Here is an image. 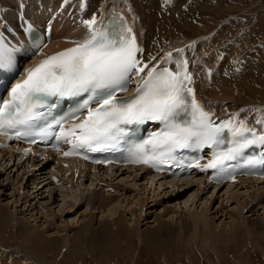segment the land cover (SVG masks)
Here are the masks:
<instances>
[{"label": "bare ground", "instance_id": "bare-ground-1", "mask_svg": "<svg viewBox=\"0 0 264 264\" xmlns=\"http://www.w3.org/2000/svg\"><path fill=\"white\" fill-rule=\"evenodd\" d=\"M2 1L3 0H0L1 9L5 5L3 4ZM169 1L171 0H68V3L65 4L63 2L61 3L60 0H46L44 3L37 2V0H34L35 4L33 5L31 0L26 2L28 4V8H20L17 12L20 13L18 15L20 18H25L26 15L32 14L36 18V20L39 23H41L45 21V18L47 16L51 17L57 13L58 16L60 17L63 16L62 11H60V13L56 11H58L59 9L65 10L68 16L67 21L63 20V22L54 24V28H56V33L52 34V38H50L54 40L51 45L52 49H57V48L63 49L66 46H69L73 43H77L86 39V37L88 36V28L83 22L85 20L90 19L93 15L97 17V20L99 22L97 24V27H100L103 20L106 18L108 14L115 15L119 12H124L130 18L132 25L136 27V30L138 32L139 40L141 42L143 49V52L139 54L140 59H142L144 62L149 64L152 62L150 65L151 67V66H155L161 60V58L166 56L168 53L171 52L177 54L176 50L183 49L182 52L183 55H187V57L191 59L190 60L192 64L191 73L195 77L194 84L197 89L196 95L200 100V102L204 105L205 111L208 112L211 111L214 114L213 117L217 119L227 118L224 120L225 121L231 120L233 123H238V122H243L244 124L249 123V125L256 126L255 124L257 123V121H259L260 115L264 114L261 113L264 110H260L259 114L256 113L252 114L251 116L254 120H249L247 118V113L244 108H247L249 111H252V109L246 106L243 107V105L242 107L238 106L236 95L246 93L245 94L246 96L255 98L258 95L263 94L264 88L261 89L258 86L259 84H257V86L255 84L258 83L257 82L258 77L263 76L264 73L258 76V74L261 71L258 69V66L254 67V65L252 66L248 65L245 67L242 66L243 67V68L241 67L242 69L239 68L236 69L235 68L236 64H234L231 57L228 56V51H229V47L234 42L232 41L233 39L229 38L230 32L232 31V29L230 30V26L233 24L234 26L237 25L236 28H238V26L240 27V24L238 22L240 19L245 20L244 22L245 25L240 30V33L238 37L235 38V41L241 42L243 40L247 43L248 46L250 44L249 42H251L252 39L256 40L255 37L257 36V34L259 37H262L264 35V20L260 19L261 20L260 21L258 17V13L264 10L263 7L258 6V8H262V9H258L256 12H254L255 11L253 10L254 8H250L247 10L244 9V7H241L243 9L241 8L239 9L238 7V11H237L238 13H240L242 10H245V11H249L251 15H244L240 17H238L239 16L238 15L236 18L234 17V19L232 20L226 19V21L227 20L230 21L229 23L227 22L226 26L223 27L222 30L218 28L217 31H214L213 33L209 34L208 35L209 37L205 39L203 38L201 32L203 28L202 25L204 24L206 18L210 17L212 18V20H215L224 17L223 16L224 13H221V11L223 12V10L219 11L218 7H216L217 10L219 11L217 12L215 9H213L210 6H212L215 2L216 3L225 2V0L222 1L206 0L205 3L202 5H193L195 9L187 8V7L174 9L173 6L169 8L170 7ZM83 3L85 5H83ZM162 3H164L166 9L168 8L169 9L163 11V8L161 7ZM175 6L180 7L181 5L176 3ZM231 7L232 9L227 7L224 10L226 14L228 12L230 15L234 16L233 12L236 6H231ZM101 10H103L102 11L103 13H100ZM14 11L15 14H12L13 11H11L10 13L8 12L2 13L0 11L2 14H5L3 20L13 22L14 16L16 15V10L14 9ZM218 13L220 14L219 17H217ZM177 18L179 21H176ZM225 18H227V16L224 17L223 19ZM181 19H185V21L183 20L184 22H182ZM79 20L80 22H82V25L72 26L71 23L73 21H79ZM23 22L24 20H21L20 22L17 23L21 25L23 24ZM188 29L192 30V32H190L189 30L190 32L189 33ZM205 31L208 30L205 29ZM42 37L45 38V29H39L38 33L35 35L33 39V43L38 42ZM62 39L64 40L62 41ZM188 42L189 44H191V46L190 45L189 46L191 47L192 51L193 49L197 50L198 48H200L197 56H194L193 58L188 54L189 46L184 47V44ZM253 48L254 50L255 48L257 49V53H252V54L258 58L255 64L259 65L262 60V53L264 52V43L261 45V47H253ZM235 51H236V46L232 45L231 55L234 56L236 61L239 55H237V52ZM153 57H156L154 61L152 60ZM223 61L225 64H222ZM197 71L201 72V75L197 73ZM252 77L255 78L252 79ZM197 82H198V87L196 85ZM135 86H137V84H135L132 87V90L135 88ZM211 99H213L214 104H212L211 102L209 103L207 102V101H212ZM227 100L228 101L233 100L234 103L225 104ZM218 106L224 108L223 114L225 115L230 112L231 110L230 108H233V112L227 114L226 117H221V113L217 109ZM260 127L261 129L255 127H253L252 129H254L257 132L264 130V126H260ZM156 128H158V126L152 127L151 129H156ZM42 165L43 164H41V162H36L34 165L31 166L30 163L27 161L25 162L16 161L13 158L12 154H7V152H3V150L0 151V170L3 171L4 174H6L7 180L12 182L11 185L16 195L19 196L20 193H22V198H21L23 200L22 203L29 207L27 210L31 212L30 214H32L31 216L34 217L35 221L38 219V218L36 219V214H38L40 211L41 214L43 211H49L51 212L52 216H56L55 214L56 211L54 209L53 204L57 203V201L56 202L55 200L51 201L52 193H49L47 197H44L43 195L44 193L47 192V190L41 191V189L44 186H47L48 192H52L53 189L60 190L57 188L64 186L65 182L68 183L70 191L71 190L72 191L81 190L82 192L85 191L84 197H82L81 199L82 202L80 201L79 204H77L74 201L68 200L67 207L69 209L73 207V210L74 208L78 210L79 208H82L84 207L85 204H87L88 207H90L91 205L94 206L91 207L90 210H92V208L94 209L98 208L100 212L102 213L106 212L108 215L106 216L107 219H104L105 217H103L102 218L103 220L100 221V223L99 222L96 223V220H94L95 215H92L91 218L93 219L91 222L90 221L84 222L83 224H81L80 227L76 226V224L78 225V223L75 224L77 228L75 227L72 228V230L74 229L73 230L74 236L60 237L59 235L60 231L57 228L56 229L59 232L54 229L51 232H45L43 230L44 228L39 227L40 225L36 226L37 227L36 229L35 226L34 227L32 226L34 225L32 222H31L32 225L26 224V222H24L21 218L18 219L17 217L18 215L16 216L11 209H8L6 207V205L3 204L2 206L0 204V232L3 233L5 232V230H14L15 231L14 234L17 235V237L23 243V245L26 244V248L28 247L29 249L34 250V252L32 253L35 254V256L39 255L40 258L37 257V259L33 258L35 256L32 257L31 255V258L34 259L33 262L35 261L37 262L35 264H46L45 262L42 261L43 260L41 258L42 256L45 257L49 253V251L51 254L53 249L54 251L58 252V248L60 250L61 248L64 249L70 245H71L69 247L70 252L75 253L78 259L81 260L82 255L80 253L85 254L86 250L92 251L93 249L95 251L102 248L108 249L114 246L118 247V245H122L123 247L126 248L128 245L133 244L136 238H140L142 241H149V242L150 240L158 241L156 243L159 245L166 244L171 240H173L174 243L178 241L182 242L184 240H188L189 243L191 244L192 239L194 242H197L200 241V238L202 236L208 234V237L205 241L206 243L210 244V247L215 249L218 247L221 248L222 243L225 242L220 240H228L231 238V240L243 241L242 236L245 235L246 232L261 231L260 230L261 228L258 229V225H259L258 221L256 223L255 219H251L249 217L243 216V212L246 209V207L248 208V211H253V213L258 211L257 205L261 204V202L259 203L258 201L261 200V196L262 194H264V179L257 180L253 178L248 179L246 177L241 178L239 182L230 184L226 188L225 193L223 192L225 194L223 195L227 196L225 198L226 200L229 201L230 198H234L235 200L238 201V205L235 207V209L238 210L240 208V210L238 211L239 215L244 218L243 222L241 223H235L234 221L233 227L230 224L229 228L233 229L234 232L233 235H231V232L230 233L227 232V227H228L227 225H224V228H218L220 227V224L215 223L214 219L216 217L215 216L214 218L210 217L209 213L211 212L212 208L211 205L209 204L208 197L212 198L211 195L204 196L205 201L201 202V205L203 207L201 211L198 210L194 211L192 206L195 207V205L198 204V200H195L194 198L198 196L199 187L195 191L192 190L193 192L191 194L194 193L195 196L192 195L182 201L183 204L185 203V207L187 210L190 209L194 211V213L191 214L190 213L179 214L178 209L181 208V210H183L182 202H180L181 200L177 202L175 201L176 203L168 200L163 201V199H160L161 195L159 196V190H157L158 194L155 195L157 196L158 200L154 199L151 201L154 203V205L158 204L160 207H162L163 212L162 214L156 215L157 218L155 219L158 220L155 226L151 227L150 224V228L144 227V230H142L139 224H141L142 220H145V218L143 219L144 210L147 211L148 209L150 208L152 209L155 207L154 205H153L154 207L148 206L149 200L147 199V197H145L148 196L145 193L152 190L153 186H150L151 188L149 189V187L147 186L148 183L146 184V182L143 183L142 181L147 180L148 182H150L152 180V182L154 181V183L155 182L160 183V186H163L164 184H170V186H174L177 185V183H179L180 181H184V183L190 184L192 186H195L197 184L199 186L200 185L203 186V184H205L207 187L210 188L214 186L215 189H218V191L222 190L224 186L210 185V183L204 180L202 177L196 176L195 178H193L192 176H190L191 174H183L182 178L180 179L172 178V176L169 175L158 180L155 176L147 177L146 173H143L135 168L128 170L122 169L116 171L105 170L99 173L95 172L94 170L90 172V169L83 168L79 163L75 162L74 160H67V161L58 160L57 162H51V163H47L46 165L43 166ZM85 177H87L88 179H84ZM83 180H87V181L82 183ZM88 182H90L89 185L87 184ZM129 182H131L134 186L138 185L139 187H142L141 196L140 197L138 195L135 196L137 200L135 199V197L131 198L130 196L128 197L126 196V194L129 191L132 192L133 190L131 191L132 188L127 189L125 187H122V185H126V183ZM3 185H8V183L7 184L4 183ZM151 185L154 184L152 183ZM37 186L38 188H36ZM81 187L84 188L82 189ZM244 188L247 189L246 190L247 195L246 194L245 195L247 197H251V199L249 198L250 200L253 199L252 195H255L254 205L251 206V202H248V200H246L243 203L239 202L240 200L238 199V197H240L239 195H241L240 191L241 189ZM244 193L245 192H243V194ZM13 197L15 198V195H13ZM217 197L221 198L220 200H222L223 198V196H219V195ZM200 199L202 200L203 197L202 198L200 197ZM19 201L20 198L17 199V203ZM31 201H35V206H33L30 203ZM189 201L191 202L192 205L191 208H188L190 207V205L188 206ZM37 204L42 205L43 206L42 209L44 210L42 211L40 207L38 209ZM139 206L141 207L138 210L137 208H139ZM68 208L66 209V211H68ZM34 212H36L35 215ZM88 212L89 211L86 212L87 215ZM125 212L126 213L128 212L132 219H129L130 216H128V214H126ZM169 213L171 215L176 214L177 218H180L179 223L177 222L178 225H174L173 224L174 222L172 223L173 220L170 221L169 220L170 218H167ZM47 215L45 216L47 217ZM42 218L44 219L45 217L42 216ZM53 218L55 220L56 217ZM51 221L53 220L51 219ZM55 221L53 222V224L55 223ZM46 222L48 223V219H45L44 223ZM51 225L48 226H50L51 228ZM62 226L64 225L62 224ZM197 229H199V233H197L198 232ZM62 230L63 229H61V232H63ZM205 241L202 242L205 243ZM235 244L236 246H240L239 242H235ZM2 249L0 250L3 251L4 249L3 250ZM11 254L13 253L8 252L6 250L5 252H2L3 257L2 256L1 257L4 260H2L1 264H9V262H7L8 259L6 260V257L10 256ZM28 255L27 258L29 257L30 260L31 258ZM13 264H23V263H21V260H19L13 262Z\"/></svg>", "mask_w": 264, "mask_h": 264}, {"label": "snow or ice", "instance_id": "snow-or-ice-1", "mask_svg": "<svg viewBox=\"0 0 264 264\" xmlns=\"http://www.w3.org/2000/svg\"><path fill=\"white\" fill-rule=\"evenodd\" d=\"M17 7L26 8L25 0H17ZM83 23L88 28L86 39L41 60L28 70L24 80L11 87V98L0 103V133L9 134V139L30 137L36 123L45 116L39 109L49 106V97H85L69 117L55 121L59 131L53 147L59 150L61 141L71 146L64 156L77 155L82 149L115 147L126 131L125 126L148 121L160 122L164 127L134 146L131 162L153 168L170 159L176 149L219 144L225 130L231 133L234 147L214 154L204 168H222L242 149L264 145V134L257 135L243 122L215 123L214 114L205 111L195 90L189 87L193 78L186 59L175 61L177 71L150 67L140 59L143 49L131 27L123 23L97 27L95 15ZM33 29L34 25L26 22L21 31L27 34ZM4 30H0V72L12 70L17 51L6 43ZM176 51L182 53L183 49ZM172 57L168 53L164 63H171ZM133 75L139 81L135 92L126 95ZM83 113L86 115L79 123L67 124L68 119L79 120ZM257 123L264 124V119ZM42 134L47 135V130ZM30 142L36 143L34 139ZM196 166L200 167L198 163Z\"/></svg>", "mask_w": 264, "mask_h": 264}, {"label": "rangeland", "instance_id": "rangeland-1", "mask_svg": "<svg viewBox=\"0 0 264 264\" xmlns=\"http://www.w3.org/2000/svg\"><path fill=\"white\" fill-rule=\"evenodd\" d=\"M28 1H31V0H27L25 2H28ZM45 1L46 0H37V2H41V3H44ZM60 1H61V3L63 2V0H60ZM181 1L182 0H171V1H169L170 2L169 8H171L173 6L174 9L175 8L180 9V8L187 6V8L195 9L193 7V5H202L205 3L206 0H198L197 3L195 2L196 0H192L193 5H191V6H188L189 0H185V4L182 3ZM220 1H222V0H220ZM2 2H3V4H5L2 7V9L0 7V11L2 13H4V12L10 13L11 11H13L12 14H15L14 9L16 11L19 10V9H17L18 7L16 6L17 0H3ZM32 3H33V5L35 4L34 0H32ZM176 3L180 4L181 6L176 7L175 6ZM231 3H233V4H231ZM83 5H85V4L83 3ZM226 6L228 8H231V9H232L231 6H236V8L234 9V12H233L234 16L230 15L228 12H227L228 15L226 14V12L224 10L225 8H227ZM258 6H262L264 9V0H235V1L234 0H231V1L225 0V2H218V3L215 2L210 7L215 9L217 12L223 10V12L221 11V13H224L223 16L224 17L227 16V18L223 19L224 17L220 16L221 18L212 20V18L207 17L206 20L204 21V24L202 25L203 28H202L201 33L203 35V38H205V39L208 38L209 37L208 35L213 33L214 31H217L218 28L222 30L223 27L226 26L227 22L229 23L230 20L234 19V17L236 18L238 15H239L238 17L244 16V15H251L249 11H245V10H242L240 13H238L237 12L238 7H239V9L241 7H244V9H247V10L250 8H254L253 10H255L254 12H256L258 9H262V8H258ZM161 7L163 8V11L169 9V8L168 9L165 8L164 3L161 4ZM216 7H218L219 11L217 10ZM26 8H28V4H27ZM241 9H243V8H241ZM102 11L103 10H101L100 13H103ZM99 15H101V14H99ZM219 15L220 14L218 13L217 17H219ZM175 17H176V15H175ZM258 17H259V20L260 19L264 20V10H262L260 13H258ZM226 19H230V20L226 21ZM183 20L185 21V19H181L182 22H184ZM176 21H179L178 18ZM238 22L240 23V27L238 26V28H236L237 25L234 26L233 24L230 26V30L232 29V31L230 32L229 38L233 39L232 41H234V42L232 45L236 46L235 52H237V55H239V56H238V59L235 61L234 56L231 55L232 45L229 47L228 56H230L232 61L234 62V64H236V66H235L236 69H238V68L242 69L243 67L248 66V65H251V66L254 65V67L258 66V69L261 71L258 74V76H259L262 73H264V57H263L264 52L262 53V60H261V63L259 65L255 64L257 62L258 58L255 57V55H253L252 53H257V49L255 48V50H254L253 47H261V45L264 43V35L262 37H259L257 34V36L255 37L256 40L252 39V41L249 42L250 44L248 43L250 46L249 45L247 46V43L243 40L241 42L235 41V38L238 37L240 30L245 25L244 19H240ZM71 24H72V26H79V25H82V22H80V20L79 21H73ZM205 29H207L208 31H205ZM189 30L190 29H188V32H189ZM257 31H259V30H257ZM190 32H192V30H190ZM225 33H226V31H225ZM204 36H206V37H204ZM228 41H230V40H228ZM253 42H254V44H253ZM189 45L191 46V44H189V42H188V43L184 44V47H188ZM239 45H241V46H239ZM190 46L188 48V54L193 58L194 56H197L200 48H198L197 50L193 49V51H192ZM242 47H244V48H242ZM237 55H236V57H237ZM226 61H227V59H226ZM222 64H225L224 61L222 62ZM196 67H197V65H196ZM197 73H199L201 75V72L197 71ZM258 76H255V77H258ZM255 77H252V79ZM263 81H264V75L258 77V80H257L258 83H256L255 85L257 86V84H259L258 86L261 89H263L264 88V82ZM196 85L198 87V82L196 83ZM245 94H237L236 95L237 104H238V106L242 107V105H243V107L246 106V107H249L250 109H252V111H249L247 108H244L246 113H247V118L249 120H254L251 115L254 113L259 114L260 110H264V93L258 95L255 98H251L249 96H246ZM211 100L212 101H207V102L208 103L211 102L212 104H214L213 99H211ZM232 103H234L233 100H229V101L227 100L225 102V104H232ZM217 109L221 113V117H226L227 114H229L230 112H233V108H230L231 109L230 112L225 115V114H223L224 108H222L221 106H218ZM261 113H264V111ZM262 118H264V114L260 115L259 121L262 120ZM223 119H227V118H223ZM247 124L249 125V123H247ZM255 125L258 127L254 126V125H252V126H254L255 128H258V129H261L260 126H264V124L260 125V123H256ZM180 178H182V177H180ZM180 178H178V179H180ZM193 178H195V177H193ZM84 179H88V178L85 177ZM86 181L87 180H83L82 183H84ZM142 182L143 183L146 182V184L148 183L147 186L149 187V189L151 188L150 186H153L152 190H150V191L148 190L149 191V192H147L148 194L145 193L146 195H148L145 197H147V199L149 200L148 206H150V207H152L154 205V203L151 200H154V199L158 200L157 196H156L158 194L157 190H159V196L161 195L160 199H163V201L168 200L171 202H175V201L177 202V201L181 200L180 202H182L183 200L187 199L188 197H190L192 195L195 196L194 193L191 194L193 192L192 190L195 191L199 187L198 188V196L194 198L195 200H198V204L195 205V207H194L191 205V202L189 201V204L188 203L187 204H188V206L190 205V207H188V208H191V206H192L194 211L195 210L201 211L203 208L201 205V202L205 201L204 196H210L211 195L212 198L208 197L209 204L211 205V208H212V210L209 214H210V217H212V218H214V216L216 217L214 219L215 223L220 224V227H218V228H224V225H227L228 226L227 232L228 233L231 232V235H233L234 234L233 229L229 228L230 224L233 227L234 221H235V223H241L244 220V218L239 215L238 211L240 210V208L238 210L235 209V207L238 205V201L235 200L234 198H230L229 201L225 199L227 197V196H224L225 195L224 193H225L226 188H227L226 186L222 190L218 191V189H215L214 186L212 188L207 187L205 184H203V186L202 185L199 186L198 184L195 186H192L190 184L184 183V181H180L179 183H177V185H174V186H170V184H164L163 186H160V183H156V182L154 183V181L152 182V180L150 182H148L147 180L142 181ZM4 183H6V184L8 183V185H3ZM11 183H12L11 181L7 180L6 174H4L3 171L0 170V204L2 206H3V204L6 205V207L8 209H11L15 213L16 216L18 215L17 216L18 219L21 218L24 222H26V224L32 225V223H33L34 225H32V226L33 227L35 226L36 229H37L36 226H39V225H40L39 226L40 228H44L43 230L45 232H51V231H53V229L54 230L58 229L60 231L59 232L57 230L59 232L60 237H69V236H74V234H73L74 229L72 230L73 227L77 228L76 226L80 227L81 224H83L84 222H89V221L91 222L93 219V218H91L92 215H95L94 220H96V223L97 222L100 223V221L103 220L102 219L103 217H105L104 219H107L106 216L108 214L106 212H104V213L100 212V210L97 207H96L97 209L92 208V210H90L91 207H94L92 205L90 207H88L87 204H85L84 207L79 208L78 210L76 208H74V210H73V207H71L72 209L71 208L69 209L67 207L68 206V200L74 201L77 204H79L80 201L82 202L81 199H82V197H84L85 191L84 192H82L81 190H75V191L71 190L70 191L68 183L65 182L64 186L57 188L60 190L53 189L52 192H48L47 186H44L41 189V191L47 190V192L44 193V195L42 194L44 197H47L49 195V193H52L51 194L52 195L51 201H54V200H55V202L57 201V203L53 204L54 209L56 211V213H55L56 216H52L51 212H49V211H43L44 210V209H42L43 206L37 204L38 209L40 207V209H42L43 212H42V214H41V211L38 214H36V212H34V215L36 214V219L38 218L35 221L34 217L31 216L32 214H30L31 212L29 210H27L29 207L22 203L23 202V200L21 199L22 193H20V195L17 196L15 191L13 190ZM89 183L90 182H88L87 184L89 185ZM152 183L154 185H151ZM131 184L132 183L129 182V183H126V185H122V187H125L127 189L132 188L131 191L133 190L132 192L129 191L126 194V196L127 197L130 196L131 198H133V197L138 195L140 197L142 187H139L138 185L134 186L133 184L132 185ZM39 185H41V184H39ZM38 186L36 188H38ZM81 188L83 189L84 187H81ZM61 189H62V191H61ZM76 189H77V187H76ZM246 190H247L246 188L241 189V191H240L241 195H239L240 197H238V199L240 200L239 202L243 203L246 200H248V202H251V206H252L255 203V200H254L255 195H252V193H251V195L253 196V199L250 200L251 197L246 196L247 195ZM41 191H39V192H41ZM62 192H63V194H62ZM64 192H67V193H64ZM243 192H245V193L243 194ZM136 193H138V194H136ZM133 194H135V195H133ZM248 194H249V192H248ZM13 195H15L16 200L13 197ZM70 195H72V196H70ZM218 195L223 196L222 200H220L221 198L217 197ZM151 196H152V198H151ZM200 197L201 198L203 197V199L201 200ZM18 198H20V201L17 203ZM181 198H183V199H181ZM38 199H39V197H38ZM135 199L137 200L136 197H135ZM241 200H244V201H241ZM2 201H3V203H2ZM258 202L259 203L261 202L260 205H257L259 203L255 204V205H257L258 211L253 213V211H248V208L246 207V209L243 212V216L249 217L251 219H255L256 223L258 221V223H259L258 229L261 228L260 229L261 231L246 232V234L242 236L243 241L231 240V238L228 240H220V241H225L222 243L221 248L218 247V248L214 249V248L210 247V244L206 243V241H205L208 237V234H206L205 236H202L200 238V241L194 242L192 239L193 242L191 241V244L189 243L188 240H184L182 242L178 241L176 243H174V241L171 240V241L167 242L166 244L159 245L156 243L158 241L150 240V242H149V241H142L140 238H136L134 243L131 245H128L126 248L123 247L122 245H118V247L114 246V247L108 248V249L102 248V249H98L95 251L93 249H92V251L86 250L85 254L80 253L82 255L81 260L78 259V257L75 255V253L70 252V250H69V247L71 246L70 245L64 249L61 248L59 250V248H58V252L54 251V249H53L52 253H51L52 255L50 254V251H49V253L45 257L42 256L41 258L43 259L42 261L45 262L46 264L47 263H49V264H264V194H262L261 200ZM30 203L33 206H35V201H31ZM222 203H224V204H222ZM221 205H222V207H221ZM9 206H10V208H9ZM154 206H153L154 208H152V209L150 208L147 211L144 210L143 219L145 218V220H142L141 224H139L140 228L142 230H144V227L150 228V224H151V227H153L157 224L158 219H155V218H157L156 215L162 214L163 208L160 207L158 204H156ZM62 207L64 208V210ZM66 207L68 208V211H66V209H67ZM140 207L141 206H139V208H137V209L139 210ZM87 208H89V209H87ZM182 208H183V210H181V208L178 209L179 214H181V213H183V214L194 213L193 210H190V209L187 210L185 207V203L183 204V202H182ZM71 210H73V211H71ZM87 211H89L88 215L86 214ZM145 213H146V215H145ZM213 213H214V215H213ZM40 214L42 216H44L45 218L43 219ZM47 214H49V215H47ZM115 214H117V213H115ZM126 214H128V216H130L128 212ZM252 214H254V215H252ZM45 215H47V217ZM170 215L171 214L169 213L167 218H170L169 219L170 221L173 220L172 223L174 222L173 223L174 225H178L180 218H177L176 214L171 215V216ZM29 216H31V217H29ZM59 216H61V217H59ZM53 217H56L55 218L56 221L54 220ZM71 218H72V220H71ZM110 218H112V217H110ZM45 219H48V223L47 222L44 223ZM51 219L53 221H51ZM129 219H132L131 216L129 217ZM25 220H27V221H25ZM63 220H65V221H63ZM54 221H55V223H54L55 226L53 224ZM76 223H78V225ZM62 224L64 226H62ZM75 224H76V226H75ZM48 225H51V228ZM212 226H214V225H212ZM252 226H253V224H252ZM46 229H47V231H46ZM61 229H63L62 230L63 232H61ZM13 231L14 230H5V232H3V233L0 232V249H2V248L4 249V250L2 249L3 251L0 250V253H1L0 254V264L2 263V260H4L2 258L3 257L2 252H5V250L13 253L10 256L6 257V260L8 259L7 262H9V264H13V262L19 261V260H21V263H23V264H35V263H37L36 261L33 262L34 261L33 258H36V259H37V257L40 258L39 255L35 256V254L32 253V252H34V250H31L28 247L26 248V244L23 245V243L19 240L17 235L14 234L15 231L14 232ZM197 231L196 232L199 233V229H197ZM65 234H67V235H65ZM202 241H205V243ZM235 242H239L240 246H236ZM27 250H29V251H27ZM22 251H23V253H22ZM26 253H28L29 255ZM27 255L30 256V258H31V255H32V257L33 256H35V257H33L29 260V257L27 258ZM20 256L22 257V259ZM18 257H19V259H18ZM10 258H11V260H10ZM10 262H12V263H10Z\"/></svg>", "mask_w": 264, "mask_h": 264}, {"label": "crops", "instance_id": "crops-1", "mask_svg": "<svg viewBox=\"0 0 264 264\" xmlns=\"http://www.w3.org/2000/svg\"><path fill=\"white\" fill-rule=\"evenodd\" d=\"M181 2L185 4V0H182ZM191 2H192V0H189V5H188V6H191V5H193V2H192V3H191ZM195 2L197 3V2H198V0H196ZM186 7H187V6H186ZM239 24H240V23H239Z\"/></svg>", "mask_w": 264, "mask_h": 264}]
</instances>
